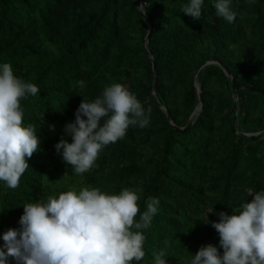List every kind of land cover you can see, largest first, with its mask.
<instances>
[{
  "label": "trees",
  "instance_id": "1",
  "mask_svg": "<svg viewBox=\"0 0 264 264\" xmlns=\"http://www.w3.org/2000/svg\"><path fill=\"white\" fill-rule=\"evenodd\" d=\"M143 2L152 25L148 47L158 100L145 46L149 25L138 0H0V62H11L18 76L41 90L22 100L40 149L28 158L17 188L0 181V245L4 231L20 226L25 202L73 185L109 192L142 188L141 212L149 197L160 204L143 230L146 255L139 264H153L162 248L170 264H189L207 243L223 253L211 221L264 188V133L246 134L264 130V0H232L234 22L216 14L213 0H205L200 19L182 10L187 0ZM209 60L233 76L239 125L233 81L215 62L200 70L204 106L181 130L200 103L196 72ZM114 82L150 109V123L130 126L101 150L91 170L77 174L55 145L81 101L94 100Z\"/></svg>",
  "mask_w": 264,
  "mask_h": 264
},
{
  "label": "clouds",
  "instance_id": "2",
  "mask_svg": "<svg viewBox=\"0 0 264 264\" xmlns=\"http://www.w3.org/2000/svg\"><path fill=\"white\" fill-rule=\"evenodd\" d=\"M204 2L187 0L182 10L200 19ZM213 4L218 16L235 21L232 0H213ZM78 83L86 85L84 80ZM40 91L37 83L18 76L11 62H0V181L13 189L29 168L28 158L40 149L36 126L25 123L22 106L24 98ZM150 119V109L138 96L124 83L114 82L94 100L81 101L75 120L65 125L55 147L75 173L82 174L95 166L105 146L125 137L130 126L146 127ZM142 191L73 185L23 203L20 226L2 234L0 264H11L10 258L17 264H139L146 255L143 230L151 225L160 204L158 197H149L141 212ZM253 193V199L242 201L231 214L221 211L220 219L211 221L223 253L216 244L207 243L189 264H264V188L249 195ZM167 256V248L155 251L153 264H170Z\"/></svg>",
  "mask_w": 264,
  "mask_h": 264
},
{
  "label": "water",
  "instance_id": "3",
  "mask_svg": "<svg viewBox=\"0 0 264 264\" xmlns=\"http://www.w3.org/2000/svg\"><path fill=\"white\" fill-rule=\"evenodd\" d=\"M141 5H143V8H141ZM138 7L139 9L142 11V14L144 16V18L146 19L148 25H149V32L146 36V40H145V46H146V50L149 52V54L151 55L150 53V50H149V47H148V42L151 38V34H152V25H151V22L150 20L148 19L147 15H146V12L144 10V2L143 0H138ZM152 59H153V70H154V78H153V94L155 96V98L158 100V97H157V90H158V77H157V68H156V63H155V59L154 57L151 55ZM215 62H218L219 64H221L223 67L224 65L219 62V61H216V60H209L207 62H205L196 72V79H195V84L198 88V91H199V96H200V103L198 105V107L196 108V110L194 111V113L192 114L188 124L185 126V127H181L180 129L181 130H184L186 129L187 127L191 126L193 124V122L195 121V118L197 117L198 113L202 110L203 106H204V100H203V96H202V87H201V84H200V81H199V78H198V74L200 72V70L205 67L206 65L208 64H211V63H215ZM226 73L228 74V76L232 79L233 81V93H234V96H235V101H236V109H237V126L239 125V117H238V113H239V105H238V89H237V85L236 83L234 82V79H233V76L232 74L230 73L229 69L224 67ZM162 108L167 112L168 114V117L169 119L171 120V123L174 124L173 120H172V117H171V114L169 112V110L167 109V107L163 104H161ZM264 133V130L263 131H260V132H253V133H246L248 135H254V134H262Z\"/></svg>",
  "mask_w": 264,
  "mask_h": 264
}]
</instances>
